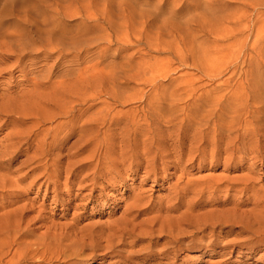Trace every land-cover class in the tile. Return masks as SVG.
Returning <instances> with one entry per match:
<instances>
[{
  "label": "rangeland",
  "instance_id": "1",
  "mask_svg": "<svg viewBox=\"0 0 264 264\" xmlns=\"http://www.w3.org/2000/svg\"><path fill=\"white\" fill-rule=\"evenodd\" d=\"M0 26L29 47L0 49V264H264V0H0Z\"/></svg>",
  "mask_w": 264,
  "mask_h": 264
},
{
  "label": "bare ground",
  "instance_id": "2",
  "mask_svg": "<svg viewBox=\"0 0 264 264\" xmlns=\"http://www.w3.org/2000/svg\"><path fill=\"white\" fill-rule=\"evenodd\" d=\"M13 11L14 10H11L10 8H7L6 9V13L7 12H9L8 14H11V15H13ZM1 27V26H0ZM3 28V27H2ZM39 29V28H38ZM1 30H3V29H1ZM1 32H3V31H1ZM4 34H8V33H3V34H1L2 36H0L2 39H5L4 37ZM38 34H40L39 36H40V38H41V36L42 35H45L46 33H45V30L44 31H41V33H38ZM14 37H16L17 36V34H15V35H13ZM21 38H22V36L21 35H19V36H17L16 38H13V39H15L14 41H12L11 43H9V44H6L5 45V42L2 40H0V42H1V44H0V49L1 50H4V48H5V50H8V52L10 53V56L12 57V58H15L16 60H17V58H20L21 56H22V54H24L25 52H26V50L27 49H29V47H27L25 44H23L24 42L21 40ZM49 38L53 41V42H55V41H57L58 39H62L61 37H59V35L57 34V33H55L53 30H50L49 31ZM23 39V38H22ZM24 40V39H23ZM20 42H22V43H20ZM57 43V42H56ZM31 45V44H30ZM57 47H58V45H56L55 43H54V50L55 49H57ZM60 47V46H59ZM61 48V47H60ZM59 50V49H58ZM7 52V53H8ZM8 53V54H9ZM17 63V62H16ZM15 63V64H16ZM17 65V64H16ZM13 107V106H12ZM147 128V127H146ZM146 128H142L141 129V133L142 134H144V135H148L149 134V132H150V130L148 129H146ZM149 128V127H148ZM152 129H153V127H152ZM155 132V131H154ZM14 135V134H13ZM14 137V136H13ZM17 144L15 143H13V145L12 146H16ZM122 150H123V148H122ZM151 149H149V151H150ZM121 153V155H119V157L120 158H122L124 155H127V154H131V153H133V152H128V151H121L120 152ZM160 154V153H159ZM146 155H149L148 154V151H145V154L142 156L144 159H145V157H146ZM91 156V155H90ZM136 156V155H135ZM131 157H134V155H132ZM161 157V156H160ZM93 158H94V160L96 159V155H94L93 156ZM140 159V158H139ZM159 157H156L155 158V160H158L159 161ZM109 160V159H108ZM110 162V161H109ZM114 162V161H113ZM92 163V162H91ZM115 164V162L112 164L111 163V165L113 166ZM119 164V163H118ZM89 165V164H88ZM113 167H115V166H113ZM98 168V166H96V169ZM95 169V170H96ZM2 190V189H1ZM10 219V218H9ZM7 220H8V218H7ZM130 234L131 233H129V234H127V236L129 235L130 236ZM152 236V235H151ZM176 238V237H175ZM174 239V238H173ZM177 239V238H176ZM170 240V239H169ZM173 243V242H172ZM147 250H148V248H147ZM139 253V252H138ZM137 253V254H138ZM143 253V252H142ZM132 253H130V255H131ZM138 256V255H137ZM127 257V256H126ZM131 257V256H130ZM126 259V258H125ZM131 259V258H130ZM133 259V258H132ZM131 259V260H132ZM20 261V260H19ZM18 261V262H19Z\"/></svg>",
  "mask_w": 264,
  "mask_h": 264
}]
</instances>
